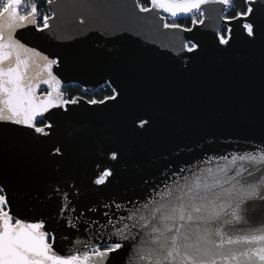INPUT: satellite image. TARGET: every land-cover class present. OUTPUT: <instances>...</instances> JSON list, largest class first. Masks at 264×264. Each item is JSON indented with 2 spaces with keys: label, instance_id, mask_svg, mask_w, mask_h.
Masks as SVG:
<instances>
[{
  "label": "snow or ice",
  "instance_id": "6c2138e0",
  "mask_svg": "<svg viewBox=\"0 0 264 264\" xmlns=\"http://www.w3.org/2000/svg\"><path fill=\"white\" fill-rule=\"evenodd\" d=\"M41 2L55 5L57 0ZM147 3L146 7L132 0L124 6L127 17L140 20L137 9L168 14L171 22L161 15L156 31L171 34L176 54L170 59L193 61L204 51L193 28L205 24L203 6L211 3L221 5L224 13L212 30V49L226 54L240 43L257 52L264 67V0H241L238 5L235 0ZM52 11L53 16L41 17L36 0L27 4L0 0V144L23 133L34 143L48 145V130L56 123L51 110L63 108L66 113L68 105L82 99L64 98L59 54L45 55L19 34L18 30L30 26L40 34L50 30L57 9ZM181 18L190 19L192 26L179 23ZM161 25L169 32H161ZM111 31L103 30L102 43L110 42ZM41 84L46 89H40ZM120 97L113 87L112 95L86 103H119ZM151 123L139 115L132 120L140 132ZM44 152L50 161L61 164L67 148L53 141ZM120 155L117 149H104L103 159L94 160L82 177L58 169L55 186L46 188L47 200L55 204L53 212L34 214L31 219L16 209L10 184L0 179V264H264V217L256 216L264 209V139L247 149L207 155L178 167L166 163L156 173L155 183L151 176H141L142 194L136 198L90 199L117 180L109 161H118ZM84 199L87 203L80 211Z\"/></svg>",
  "mask_w": 264,
  "mask_h": 264
},
{
  "label": "water",
  "instance_id": "95a60500",
  "mask_svg": "<svg viewBox=\"0 0 264 264\" xmlns=\"http://www.w3.org/2000/svg\"><path fill=\"white\" fill-rule=\"evenodd\" d=\"M131 3L57 0L55 5L46 3L50 16L57 9L50 30L43 34L31 26L18 30L43 54L62 58L61 91L67 84H77L83 94H91L106 84L121 92L119 103L90 105L85 96L75 95L72 98L82 99L68 105V112L52 109L56 123L48 130V145L34 143L23 133L0 144V179L10 184L16 209L29 219L53 212L55 204L47 200L46 188L55 186L58 169L82 177L94 160L103 159L106 148L121 155L118 161H109L117 180L90 197L102 202L106 197L140 196L141 176H151L155 183L156 173L166 163L178 167L207 155L247 149L264 139V67L258 53L240 43L226 54L211 47L212 30L224 14L222 6H203L205 24L194 27L193 33L201 38L204 51L193 61L177 62L169 58L176 54L171 34L156 31L161 15L172 18L159 10L139 13L137 9L141 19L131 21L124 9ZM104 29L112 30L107 44L102 43ZM161 32L169 30L161 25ZM137 115L151 120L146 131L133 127ZM53 141L67 148L61 164L50 161L44 152ZM84 203L87 199L80 202V211ZM256 216L264 217V209Z\"/></svg>",
  "mask_w": 264,
  "mask_h": 264
},
{
  "label": "trees",
  "instance_id": "16d2710c",
  "mask_svg": "<svg viewBox=\"0 0 264 264\" xmlns=\"http://www.w3.org/2000/svg\"><path fill=\"white\" fill-rule=\"evenodd\" d=\"M30 0H25V3H29ZM37 3H40V13H44L47 11V7H46V2H41V0H36ZM236 4L238 5L241 0H235ZM140 3L143 4L144 6H148L147 0H140ZM200 17L197 15V19H199ZM169 20V22H171L172 19L167 18ZM179 23L185 25V26H189L191 24L190 19H184L181 18L179 20ZM65 93H66V97H71L74 94H78L80 93V87L77 84H67L63 87L62 89ZM112 93L111 89L106 85H102L99 86L91 95L90 98H95V99H101L105 96H108Z\"/></svg>",
  "mask_w": 264,
  "mask_h": 264
},
{
  "label": "flooded vegetation",
  "instance_id": "af4514ba",
  "mask_svg": "<svg viewBox=\"0 0 264 264\" xmlns=\"http://www.w3.org/2000/svg\"><path fill=\"white\" fill-rule=\"evenodd\" d=\"M64 87V86H63ZM63 87H62V89H63ZM63 91V90H62ZM63 93H64V98L65 99H69V98H72L73 96H75V95H83V96H85L86 98H90L91 97V95H92V93L91 94H83L82 92H81V89H80V93H78V94H74V95H72L71 97H66V93L63 91ZM93 99H95L94 97H93Z\"/></svg>",
  "mask_w": 264,
  "mask_h": 264
},
{
  "label": "built area",
  "instance_id": "2783aa9c",
  "mask_svg": "<svg viewBox=\"0 0 264 264\" xmlns=\"http://www.w3.org/2000/svg\"><path fill=\"white\" fill-rule=\"evenodd\" d=\"M45 13L49 15V10H48V8H47V11H46V12L41 13V17H42V15L45 14ZM41 23H42V19H41ZM92 99H93V98H92Z\"/></svg>",
  "mask_w": 264,
  "mask_h": 264
},
{
  "label": "rangeland",
  "instance_id": "374dc122",
  "mask_svg": "<svg viewBox=\"0 0 264 264\" xmlns=\"http://www.w3.org/2000/svg\"><path fill=\"white\" fill-rule=\"evenodd\" d=\"M166 18H169V17H166ZM88 99V98H87ZM92 99V98H89V100Z\"/></svg>",
  "mask_w": 264,
  "mask_h": 264
}]
</instances>
